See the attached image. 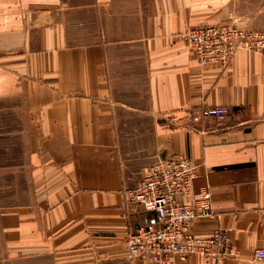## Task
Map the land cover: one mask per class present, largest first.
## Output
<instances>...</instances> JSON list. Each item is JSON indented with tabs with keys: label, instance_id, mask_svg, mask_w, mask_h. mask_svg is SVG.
<instances>
[{
	"label": "crops",
	"instance_id": "0c3cea01",
	"mask_svg": "<svg viewBox=\"0 0 264 264\" xmlns=\"http://www.w3.org/2000/svg\"><path fill=\"white\" fill-rule=\"evenodd\" d=\"M264 31V0H0V264H155L128 256L125 191L183 156L236 257L264 264V47L202 62L187 30ZM229 108L224 122L190 117Z\"/></svg>",
	"mask_w": 264,
	"mask_h": 264
},
{
	"label": "built area",
	"instance_id": "2783aa9c",
	"mask_svg": "<svg viewBox=\"0 0 264 264\" xmlns=\"http://www.w3.org/2000/svg\"><path fill=\"white\" fill-rule=\"evenodd\" d=\"M187 37L202 62L211 57L227 60L238 47L257 50L264 47V32L245 33L235 28L202 27L190 30ZM228 115L229 108L218 105L199 107L190 117L195 123L207 118L221 123ZM196 169L197 165L189 158H167L153 164L137 188L125 191L128 215L137 210L152 212L127 235L129 258H148L155 264H168L172 257L184 259L201 255L217 263L224 256H237L238 252L223 230H215L207 236H198L191 230L194 223L213 215L212 193L207 185L194 195L191 204L176 200L177 196L188 198L191 195ZM255 257L263 261L264 249L257 250Z\"/></svg>",
	"mask_w": 264,
	"mask_h": 264
},
{
	"label": "rangeland",
	"instance_id": "374dc122",
	"mask_svg": "<svg viewBox=\"0 0 264 264\" xmlns=\"http://www.w3.org/2000/svg\"><path fill=\"white\" fill-rule=\"evenodd\" d=\"M202 27H214V28H220V29H223V28H227V29L235 28V29H237L239 31H243L245 33L246 32H256V33L264 32L262 30L261 31H258V30H245V29L240 28L237 24H234V23H231V25L217 23V24H214V25H205V26H202ZM202 27H193V28L187 30L186 35H188V32L190 30H192V29H198V28H202ZM188 41H189V39H188ZM235 42H237V39H235Z\"/></svg>",
	"mask_w": 264,
	"mask_h": 264
},
{
	"label": "bare ground",
	"instance_id": "6f19581e",
	"mask_svg": "<svg viewBox=\"0 0 264 264\" xmlns=\"http://www.w3.org/2000/svg\"><path fill=\"white\" fill-rule=\"evenodd\" d=\"M178 197V196H177ZM177 197H176V200H177ZM180 203V202H179ZM193 226V225H192ZM192 230V229H191Z\"/></svg>",
	"mask_w": 264,
	"mask_h": 264
}]
</instances>
